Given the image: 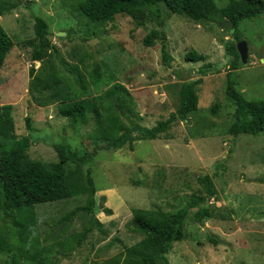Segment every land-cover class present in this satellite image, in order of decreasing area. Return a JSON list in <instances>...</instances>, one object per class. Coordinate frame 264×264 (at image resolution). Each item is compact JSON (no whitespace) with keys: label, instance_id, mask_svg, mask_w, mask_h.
<instances>
[{"label":"rangeland","instance_id":"1","mask_svg":"<svg viewBox=\"0 0 264 264\" xmlns=\"http://www.w3.org/2000/svg\"><path fill=\"white\" fill-rule=\"evenodd\" d=\"M8 1L18 5L0 17L15 41L0 70V105H13L18 135L31 137V158L58 161L54 144L60 142L79 153L98 148L92 161L68 165L80 193L35 206L31 232L37 240L31 239L29 246L33 251L37 245L39 254L33 264H40V258L44 264H96L124 257L128 247L143 238L132 229L133 209L171 211L194 195L208 197L202 183L205 176L212 178L220 199L209 196L206 201L216 215L199 223L194 218L197 208L190 211L185 237L174 243L170 262L264 264V133H230L236 106L226 92L232 76L247 99H264V13L241 21L239 32L247 41L248 56L245 62L240 56L238 68H233L235 55L227 45L239 41L230 22L223 26L229 20L221 12L213 20L195 21L160 3L162 19L139 26L126 14L94 23L78 10L79 0ZM229 1L215 0L221 8ZM37 15L50 25L49 50L40 61L33 59L31 41ZM153 29L166 34L170 65L163 61L161 40L154 46L143 42ZM191 50L205 55V61L188 62ZM205 63L212 66L197 86L198 110L156 139L133 138L122 148L107 147L111 141L94 137L95 120L74 125L59 114L63 99L92 98L117 83L118 91L110 100L113 112L121 115L117 101L122 96L128 115L153 127L177 110L181 83L199 78ZM95 67L102 73L99 90L82 81H90ZM50 76L57 82L48 81L44 87ZM216 103L219 107L213 112ZM29 115L34 131L26 126ZM89 170L97 187L99 224L77 246L72 237L82 233L90 220L79 209L87 201ZM1 226H12L10 217L4 215ZM11 260L0 253V264Z\"/></svg>","mask_w":264,"mask_h":264},{"label":"trees","instance_id":"2","mask_svg":"<svg viewBox=\"0 0 264 264\" xmlns=\"http://www.w3.org/2000/svg\"><path fill=\"white\" fill-rule=\"evenodd\" d=\"M163 3L170 11L185 14L195 21L213 20L214 15L221 12L230 22V29L234 31V37L241 41L239 26L242 20L254 18L264 13V0H230L224 7L217 6L215 0H79L78 10L94 23L111 21L117 14H126L138 22L139 26L161 20ZM18 5L17 2L0 0V17L8 13ZM33 59L42 60L49 50L50 25L41 15L36 16L34 24ZM157 40L162 42L163 61L171 64V55L168 51L166 34L163 30L153 29L145 36L143 42L146 46H154ZM30 41V42H31ZM15 41L6 30L0 20V70L5 60L14 47ZM227 50L235 55L233 68H238L240 54L235 42L227 45ZM205 55L191 50L186 54L188 62L205 61ZM211 63H205L199 68L200 77L185 80L179 89L180 104L170 117L159 124L148 127L139 124L132 119L125 107V98L119 96L117 105L121 115L113 112L110 104L111 98L118 91V84L114 83L104 92L92 98L63 99L58 106L59 114L67 117L72 124L87 123L91 118L95 120L94 137L98 140L111 141L107 147L122 148L133 138L139 140H153L162 133L168 131L179 120L188 119L189 115L198 110L199 95L197 86L202 82L211 68ZM33 74V69L31 70ZM90 81L82 79L87 85L92 84L99 90L102 82V73L99 67H95L89 73ZM54 76L48 77L43 85L47 87L48 81L57 82ZM238 82L230 76L227 81L226 92L233 99L235 120L230 126V133L234 136L240 134L258 135L264 133V99L249 100L237 88ZM219 103L213 106V112H217ZM26 126L29 131H34L32 117H26ZM31 137L19 136L16 131L15 117L12 104L0 105V253L8 254L12 260L9 264H33V260L39 254L35 245L30 249V240L33 243L32 228L36 225L35 206L42 203H51L65 200L81 192L77 179L71 175L69 164L80 165L86 161H92L98 148L93 151L79 153L67 143L54 144L58 161H42L30 156ZM86 192L88 193L86 204L79 209L85 211L89 217V224L82 233L76 234L72 240L81 244L87 234L97 224V187L88 171ZM209 196L214 200H220L214 183L210 176L202 179ZM207 196L194 195L179 208L171 211L156 209H133L131 220L132 229L143 235V238L128 247L124 257H113L102 263L96 264H172L168 254L173 245L185 237V225L192 209L197 222L203 223L215 217V207L207 204ZM205 202V205H201ZM10 217L12 226H1L3 216ZM99 224V222H98ZM71 240V239H70ZM76 247V245L74 246ZM23 259V262L21 260ZM44 264V258L38 259Z\"/></svg>","mask_w":264,"mask_h":264},{"label":"water","instance_id":"3","mask_svg":"<svg viewBox=\"0 0 264 264\" xmlns=\"http://www.w3.org/2000/svg\"><path fill=\"white\" fill-rule=\"evenodd\" d=\"M229 21H225L224 23H223V26H226V24L228 23ZM237 49H238V51H239V54H240V56H241V59H242V61H246V58H247V56H248V44H247V41H245V40H241V41H239L238 42V44H237Z\"/></svg>","mask_w":264,"mask_h":264}]
</instances>
